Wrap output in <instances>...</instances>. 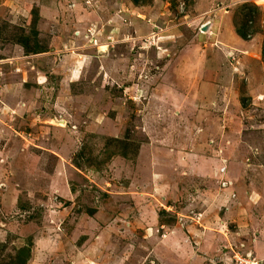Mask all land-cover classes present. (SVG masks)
<instances>
[{"label":"rangeland","instance_id":"obj_1","mask_svg":"<svg viewBox=\"0 0 264 264\" xmlns=\"http://www.w3.org/2000/svg\"><path fill=\"white\" fill-rule=\"evenodd\" d=\"M263 45L264 0H0V264H264Z\"/></svg>","mask_w":264,"mask_h":264},{"label":"crops","instance_id":"obj_2","mask_svg":"<svg viewBox=\"0 0 264 264\" xmlns=\"http://www.w3.org/2000/svg\"><path fill=\"white\" fill-rule=\"evenodd\" d=\"M73 70H75V68H74V66H72V69H70V71H73ZM217 143V142H216ZM216 143H213V141H212V143L210 144V145H207V143L205 144V149H207V150H209V146H210V148H211V153H213L214 151H221V149L220 148H218V147H216ZM193 144V143H192ZM213 144V145H212ZM222 152V151H221ZM210 153V154H211ZM148 156V155H147ZM155 156H156V154L155 153H153L151 156H149V157H147V158H145L144 159V161H143V159L140 157L139 158V160L145 165V167H147V168H149V170H151V172L154 174V176L155 175H158V176H160L161 177V180H159V181H157L156 180V178H154V177H150V179H149V181H151V183H153L154 184V186H155V188L156 189H158V188H161L162 189V192H166L167 190H168V188H169V181H168V175H167V172H168V169L166 170V169H164L161 165H159V163L157 162V161H155L156 159H154L155 158ZM213 159V161H212V164L214 165L213 167H211V169H213L214 171H213V174H215V175H221V173H223L224 174V170L223 171H221V168L222 167H225L224 165H223V161L222 160H220V158H216V157H212ZM142 159V160H141ZM181 164V163H180ZM223 165V166H222ZM173 167H174V165H172ZM181 169H182V175L181 176H183V177H192V172L191 171H189V169L190 168H193L192 166H190V165H185L184 163H182L181 165ZM188 167V169L187 168H185V167ZM159 171L161 172V171H164V173H162V174H160L159 173ZM223 174L221 175V176H223ZM220 181H221V179L220 180H218V184H219V187H220ZM147 182V181H146ZM230 183H232V182H230ZM159 185V186H158ZM227 187V186H226ZM224 188L225 190H227V195H228V198H229V200L231 201L232 199V197H233V194L231 195V192H229V189H231L232 191H235L234 189H235V187L233 186V185H230V186H228L227 188ZM230 187V188H229ZM221 188V187H220ZM222 189V188H221ZM230 190V191H231ZM230 194V195H229ZM224 198H225V196H224ZM160 226H162V224L160 225ZM239 228V229H238ZM238 228H237V230H236V232H239V230H241L240 229V225L238 226ZM243 233V232H242ZM242 233H239V235H241ZM26 264H27V261H26Z\"/></svg>","mask_w":264,"mask_h":264},{"label":"trees","instance_id":"obj_3","mask_svg":"<svg viewBox=\"0 0 264 264\" xmlns=\"http://www.w3.org/2000/svg\"><path fill=\"white\" fill-rule=\"evenodd\" d=\"M135 4L141 3L142 0H133ZM241 13L243 20L239 22L240 26H236V32L241 38H246L249 35V30L253 22L258 19L259 11L258 7L255 5L245 4L241 7ZM21 43H25L20 40ZM46 48L41 47L39 51H45ZM262 60L264 62V45L261 49ZM163 211H161L162 213ZM28 249L24 247H19L16 254L13 256L14 264H26V259L28 256ZM26 255V256H24Z\"/></svg>","mask_w":264,"mask_h":264},{"label":"built area","instance_id":"obj_4","mask_svg":"<svg viewBox=\"0 0 264 264\" xmlns=\"http://www.w3.org/2000/svg\"><path fill=\"white\" fill-rule=\"evenodd\" d=\"M223 170H224V168L222 167V168H221V171H223ZM220 182H221V185H225V184H226V181H224V180H222V179H221Z\"/></svg>","mask_w":264,"mask_h":264}]
</instances>
